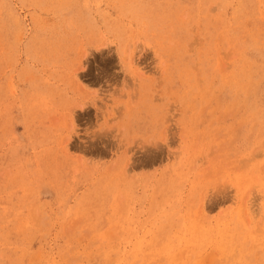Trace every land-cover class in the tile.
I'll return each mask as SVG.
<instances>
[{
	"label": "rangeland",
	"instance_id": "rangeland-1",
	"mask_svg": "<svg viewBox=\"0 0 264 264\" xmlns=\"http://www.w3.org/2000/svg\"><path fill=\"white\" fill-rule=\"evenodd\" d=\"M39 262L264 264V0H0V264Z\"/></svg>",
	"mask_w": 264,
	"mask_h": 264
},
{
	"label": "bare ground",
	"instance_id": "bare-ground-1",
	"mask_svg": "<svg viewBox=\"0 0 264 264\" xmlns=\"http://www.w3.org/2000/svg\"><path fill=\"white\" fill-rule=\"evenodd\" d=\"M238 8H239V7H238ZM210 11H211V10H210ZM226 18H227V17H226ZM224 20H225V19H224ZM219 27H220V26H219ZM245 56H246V55H245ZM244 61H245V60H244ZM249 63H250V61H249ZM246 64H247V63H246ZM251 66H252V64H251ZM223 69H224V67H223ZM225 70H226V69H225ZM249 70H250V69H249ZM261 70H262V69H261ZM243 72H244V70H243ZM251 72H252V71H251ZM253 73H254V72H253ZM242 74H243V73H242ZM251 74H252V73H251ZM249 75H250V74H249ZM241 76H243V75H241ZM258 76H259V75H258ZM261 76H262V75H261ZM239 77H240V76H239ZM244 77H245V76H244ZM262 77H263V76H262ZM234 78H235V77H234ZM245 78H246V77H245ZM250 78H251V77H250ZM258 78H259V77H258ZM237 79H239V78H237ZM248 79H249V78H248ZM260 79H262V78H260ZM251 80H252V79H251ZM239 81H240V80H239ZM239 81H238V82H239ZM252 81H253V80H252ZM252 81H251V82H252ZM258 81H259V80H258ZM245 82H246V81H245ZM247 82H248V80H247ZM234 83H235V82H234ZM241 83H242V82H241ZM199 84H201V83H199ZM243 84H244V83H243ZM245 84H246V83H245ZM255 84H256V83H255ZM257 84H258V83H257ZM250 86H251V85H250ZM253 86H254V85H253ZM255 86H256V85H255ZM244 87H245V86H244ZM256 87H257V86H256ZM248 88H250V87H248ZM253 88H254V87H253ZM251 89H252V88H251ZM256 90H257V89H256ZM252 91H253V89H252ZM238 93H239V92H238ZM244 93H245V92H244ZM248 93H249V92H248ZM253 93H254V92H253ZM240 94H241V93H240ZM254 94H255V93H254ZM243 95H244V94H243ZM254 96H255V95H254ZM245 97H246V96H245ZM245 97H244V98H245ZM254 101H255V100H254ZM251 102H252V101H251ZM238 103H239V102H238ZM244 103H245V100H244ZM234 104H235V103H234ZM255 104H256V103H255ZM247 105H248V104H247ZM237 106L239 107V105H237ZM250 106H251V105H250ZM255 107H256V106H255ZM242 108H243V107H242ZM235 109H236V108H235ZM239 109H240V108H239ZM243 109H244V108H243ZM247 109H248V107H247ZM236 110H237V109H236ZM244 111H245V110H244ZM228 112H229V111H228ZM231 112H232V111H231ZM247 112H249V111H247ZM252 112H255V111H252ZM252 112H251V113H252ZM238 113H239V112H238ZM244 114H245V113H244ZM253 115H254V114H253ZM256 115H257V113H256ZM244 116H245V115H244ZM242 118H243V117H242ZM248 119H249V118H248ZM256 119H257V118H256ZM244 120H245V119H244ZM260 120H261V119H260ZM262 120H263V119H262ZM262 120H261V121H262ZM233 122H234V121H233ZM246 122H247V121H246ZM258 122H259V121H258ZM259 124H260V123H259ZM252 125H253V124H252ZM257 126H258V125H257ZM229 127H230V126H229ZM250 127H251V126H250ZM229 129H230V128H229ZM236 129H237V128H236ZM230 130H231V129H230ZM238 130H239V129H238ZM251 131H252V130H251ZM231 132H232V131H231ZM231 134H232V133H231ZM247 135H248V134H247ZM245 136H246V135H245ZM207 142H208V141H207ZM219 145H220V144H219ZM220 148H221V147H220ZM218 150H219V149H218ZM233 150H234V149H233ZM150 157H151V156H150ZM217 157H218V156H217ZM153 159H154V158H153ZM215 165H216V164H215ZM227 165H228V164H227ZM224 166H225V165H224ZM237 166H238V165H237ZM241 166H242V165H241ZM222 167H223V166H222ZM234 167H235V166H234ZM234 167H233V168H234ZM218 168H219V167H218ZM238 168H241V167H238ZM178 169H179V168H178ZM222 169H223V168H222ZM241 169H242V168H241ZM234 172H235V171H234ZM261 174H262V172H261ZM232 176H233V175H232ZM230 178H231V177H230ZM233 179H234V177H233ZM233 181H234V180H233ZM257 181H258V180H257ZM259 181H260V180H259ZM260 182H261V181H260ZM260 182H259V183H260ZM239 185H240V184H239ZM240 187H241V185H240ZM238 188H239V187H238ZM239 189H240V188H239ZM241 189H242V188H241ZM239 192H240V191H239ZM175 213H176V212H175ZM171 215H172V214H171ZM241 215H242V213H241ZM243 215H245V214H243ZM171 217H172V216H171ZM241 217H242V216H241ZM243 217H244V216H243ZM246 219H247V217H246ZM219 220H220V219H219ZM247 220L250 221V219H247ZM247 220H246V221H247ZM218 222H220V221H218ZM238 222L240 223V221H238ZM235 224H236V223H234V225H235ZM173 225H174V224H173ZM178 225H179V224H178ZM189 225H191V224H189ZM224 225H225V224H224ZM224 225H223V226H224ZM261 225H262V224H261ZM228 226H229V224H228ZM231 226H232V225H231ZM259 226H260V225H259ZM173 227H175V226H173ZM178 227H179V226H178ZM182 227H183V226H182ZM189 227H191V226H189ZM234 227H235V226H234ZM239 227H240V226H239ZM187 228H188V227H187ZM187 228H186V229H187ZM189 229H190V228H189ZM200 229H201V228H200ZM220 229H221V228H220ZM228 229H230V228H228ZM233 229H234V228H233ZM257 229H258V228H257ZM196 230H197V229H196ZM221 230H222V229H221ZM239 230H240V229H239ZM261 230H262V229H261ZM154 231H155V230H154ZM198 231H199V230H198ZM228 231H229V230H228ZM240 231H241V230H240ZM245 231H246V230H245ZM251 231H252V230H251ZM256 231H258V230H256ZM256 231H255V233H256ZM225 232H226V229H225ZM237 232H238V231H237ZM237 232H236V233H237ZM247 232H248V231H247ZM156 233H157V232H156ZM209 233H210V231H209ZM209 233H208V234H209ZM242 233H243V232H242ZM244 233H245V232H244ZM148 234H149V233H148ZM154 234H155V233H154ZM200 234H201V233H200ZM152 235H153V234H152ZM224 235H225V234H224ZM230 235H231V234H230ZM238 235H240V234H238ZM243 235H244V234H243ZM246 235H247V234H245V237L247 238ZM248 235H250V234L248 233ZM257 235H258V234H257ZM199 236H200V235H199ZM231 236H232V235H231ZM206 237L208 238L207 235H206ZM220 237H221V236H220ZM224 237H225V238H224ZM229 237H230V236H229ZM229 237H228V235L223 236V239H224L223 241H224V242H223L222 244H220L218 247H219L221 250H226V251L228 250L229 252H232V248H231V247L233 246V245H231V239H232V238H231V239H228ZM240 237H241V235H240ZM237 239H238V238H237ZM153 240H154V239H153ZM204 240H205V239H204ZM245 240H247V239H245ZM250 240H252V239H250ZM219 242H222V240L219 241ZM232 242H233V240H232ZM234 242H237V241H234ZM140 243H142V242H140ZM262 243H263V242H262ZM136 244H137V243H136ZM187 244H188V243H187ZM187 244H186V246H187ZM250 244H251V243H250ZM120 245H121V244H120ZM137 245H138V244H137ZM237 245H238V244H237ZM239 245H240V244H239ZM168 246H169V244H168ZM168 246H167V247H168ZM234 246H235V244H234ZM241 246H242V245H241ZM138 247H139V246H138ZM138 247H137V248H138ZM163 247H164V246H163ZM175 247H176V246H175ZM188 247H189V246H188ZM188 247H187V248H188ZM249 247H250V246H248V249H249ZM251 247H252V246H251ZM256 247H257V246H256ZM114 248H115V247H114ZM135 248H136V247H135ZM170 248H171V245H170ZM184 248H186V247H184ZM187 248H186V249H187ZM235 248H236V247H235ZM240 248H241V247H240ZM242 248H243V247H242ZM104 249H106V248H104ZM112 249H113V248H112ZM152 249H153V248H152ZM152 249H151V251H152ZM160 249H161V248H160ZM167 249H168V248H167ZM171 249H172V248H171ZM248 249H247V250H248ZM110 250H111V249H110ZM138 250H139V249H138ZM138 250H137V251H138ZM162 250H163V248H162ZM164 250H166V249H164ZM169 250H170V249H169ZM169 250H167V251H169ZM172 250H174V247H173ZM190 250H192V249H190ZM211 250H212V249H211ZM121 251H122V250H121ZM132 251H133V250H132ZM134 251H135V250H134ZM167 251H166V252H167ZM170 251H171V250H170ZM174 251H176V250H174ZM174 251H172V252H174ZM101 252H102V251H101ZM105 252H106V251H105ZM110 252H111V251H110ZM138 252H139V251H138ZM161 252H162V251H161ZM90 253H91V252H90ZM92 253H93V251H92ZM92 253H91V254H92ZM120 253H121V252H120ZM141 253H142V252H141ZM168 253H170V252H168ZM234 253H235V252H234ZM239 253H240V252H239ZM258 253H259V252H258ZM54 254H55V253H54ZM87 254H88V252H87ZM106 254H107V253H106ZM106 254H105V256H106ZM126 254H127V250H126ZM138 254H139V253H138ZM148 254H149V253H148ZM159 254H161V253H159ZM163 254H165V252H164ZM49 255H50V254H49ZM94 255H96V254H94ZM94 255H93V256H94ZM107 255H108V254H107ZM131 255H132V253H131ZM134 255H135V254H134ZM136 255H137V254H136ZM144 255H145V254H144ZM173 255H174V254H173ZM215 255H216V254H215ZM223 255H224V254H223ZM232 255H234V254H232ZM62 256H63V255H62ZM90 256H91V255H90ZM101 256H102V255H101ZM146 256H147V254H146ZM157 256H158V255H157ZM161 256H162V255H161ZM179 256H180V255H179ZM179 256H178V257H179ZM139 257H140V256H139ZM162 257H163V256H162ZM174 257H175V256H174ZM176 257H177V256H176ZM176 257H175V258H176ZM178 257H177V258H178ZM233 257H234V256H233ZM34 258H35V257H34ZM34 258H33V259H34ZM63 258H64V257H63ZM103 258H104V257H103ZM106 258H107V257H106ZM170 258H171V256H170ZM170 258H169V259H170ZM172 258H173V257H172ZM22 259H23V258H22ZM114 259H115V258H114ZM114 259H113V260H114ZM167 259H168V258H167ZM234 259H235V258H234ZM79 260H80V259H79ZM88 260H89V259H88ZM105 260H106V259H105ZM105 260H104V261H105ZM145 260H146V258H145ZM151 260H152V259H151ZM174 260H175V259L173 258L172 261H174ZM106 261H107V260H106ZM169 261H170V260H169ZM70 262H71V261H70ZM70 262H69V263H70ZM114 262H115V261H114ZM122 262H123V261H122ZM130 262H131V261H130ZM204 262H205V261H204ZM206 262H207V261H206ZM235 262H236V261H235ZM39 263H40V262H39ZM41 263H42V261H41ZM41 263H40V264H41ZM84 263H85V262H84ZM106 263H107V262H106ZM174 263H176V261H174ZM43 264H44V263H43ZM103 264H105V263H103ZM122 264H123V263H122ZM172 264H173V263H172ZM198 264H199V263H198Z\"/></svg>",
	"mask_w": 264,
	"mask_h": 264
}]
</instances>
